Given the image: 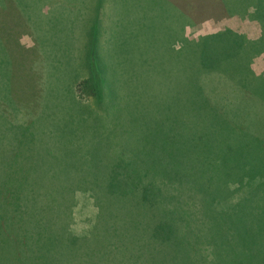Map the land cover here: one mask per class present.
Listing matches in <instances>:
<instances>
[{
	"label": "rangeland",
	"instance_id": "374dc122",
	"mask_svg": "<svg viewBox=\"0 0 264 264\" xmlns=\"http://www.w3.org/2000/svg\"><path fill=\"white\" fill-rule=\"evenodd\" d=\"M101 1L98 104L94 0H0V182L24 163L44 264H264V142L225 116L250 128L264 87L223 83L238 49L208 38L264 0Z\"/></svg>",
	"mask_w": 264,
	"mask_h": 264
},
{
	"label": "trees",
	"instance_id": "16d2710c",
	"mask_svg": "<svg viewBox=\"0 0 264 264\" xmlns=\"http://www.w3.org/2000/svg\"><path fill=\"white\" fill-rule=\"evenodd\" d=\"M94 3L96 13L94 17L92 15V19L95 34L98 32L99 42L96 40L93 42L89 77L79 83L77 94L82 100L93 99L95 103L100 104L103 100V79L97 58L102 57L105 37L101 41L100 37L106 31V23L105 10L100 5L102 1L94 0ZM229 35L231 34L223 33L216 37L226 39L230 37ZM232 42L237 45V41ZM4 46H6L5 42L0 41V47L3 50L6 48ZM208 64V67H203L204 70L219 71L216 61ZM233 65L235 67L233 69L236 71L223 70V73L236 78L241 74H239V68L235 62ZM0 99L3 98L0 96ZM4 167L10 168V170L6 179L0 182V264H41V261L44 264V261L48 260L42 245L44 240L37 229L31 228V216H28L27 213L26 193L29 173L26 168H22L25 167L22 162H18V165L11 163ZM260 238L264 239V236H260Z\"/></svg>",
	"mask_w": 264,
	"mask_h": 264
},
{
	"label": "crops",
	"instance_id": "0c3cea01",
	"mask_svg": "<svg viewBox=\"0 0 264 264\" xmlns=\"http://www.w3.org/2000/svg\"><path fill=\"white\" fill-rule=\"evenodd\" d=\"M262 7L257 8L255 6V10H259L257 12V15L254 18L250 19H236L233 18L231 20V23L229 24L230 29H232L234 35H229V38L231 41H237V45L233 42V46H235V49H238L235 51V54L238 57V61L235 62L236 65L239 68V74L242 75L243 79H246L249 83H256L258 85H262L264 87V3L261 4ZM219 34H212L208 38L216 37ZM219 37V36H218ZM239 44V46H238ZM219 73V72H214ZM221 76L223 78L222 82L228 85H232L233 79L229 78L226 74L223 72ZM213 76H207V78H204L202 80L203 86L208 82H215ZM217 81V80H216ZM235 81V80H234ZM202 85V84H201ZM202 86V88H203ZM256 87V88H255ZM251 88L252 90H257V87ZM240 90L242 88H239ZM262 89V88H260ZM264 90V89H262ZM261 96L264 98V93H261ZM6 101L5 99H2V103ZM225 107L227 108L225 110V116L229 118L233 122V124H236V126L242 130H248L250 133V136L260 139L262 142H264V116L260 117L259 119L251 118L252 122H254L250 128L247 127L249 117H246L242 114V116L237 114V109L235 106L232 107L230 103H226ZM236 111L233 116H231V113L233 111ZM0 116L4 118L2 112H0ZM5 119H7L5 117ZM6 168V167H5Z\"/></svg>",
	"mask_w": 264,
	"mask_h": 264
}]
</instances>
